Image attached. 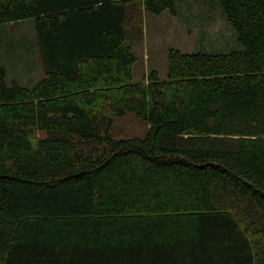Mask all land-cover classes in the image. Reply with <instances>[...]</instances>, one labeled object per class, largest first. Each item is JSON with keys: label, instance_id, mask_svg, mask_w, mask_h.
<instances>
[{"label": "trees", "instance_id": "obj_1", "mask_svg": "<svg viewBox=\"0 0 264 264\" xmlns=\"http://www.w3.org/2000/svg\"><path fill=\"white\" fill-rule=\"evenodd\" d=\"M184 1L0 0L42 72L0 65V264H264V0H214L241 51L135 82L137 11ZM127 113L144 138H114Z\"/></svg>", "mask_w": 264, "mask_h": 264}, {"label": "rangeland", "instance_id": "obj_2", "mask_svg": "<svg viewBox=\"0 0 264 264\" xmlns=\"http://www.w3.org/2000/svg\"><path fill=\"white\" fill-rule=\"evenodd\" d=\"M137 14V28L142 21L141 35L130 41L137 58L133 70L135 82L142 81L153 70L158 71L162 80H167L170 49L188 54L198 51L227 53L243 49L214 0H186L177 5L176 15L170 11L160 15L141 11ZM29 24L31 21L26 20L0 25V65L6 67L10 79L17 74V77L22 76L27 83L19 81L28 87L42 76L33 29ZM148 130L146 121L127 113L114 118L111 133L116 139H134L144 138ZM36 135L42 137L40 132Z\"/></svg>", "mask_w": 264, "mask_h": 264}]
</instances>
